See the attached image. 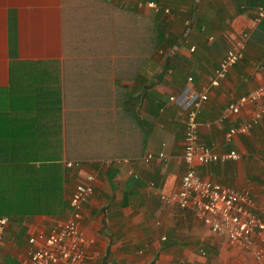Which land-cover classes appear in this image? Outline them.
<instances>
[{
	"label": "crops",
	"instance_id": "1",
	"mask_svg": "<svg viewBox=\"0 0 264 264\" xmlns=\"http://www.w3.org/2000/svg\"><path fill=\"white\" fill-rule=\"evenodd\" d=\"M236 6L233 0H0V167L16 170L10 179L18 182L31 180L29 171L41 176L46 165H59L66 201L82 175L93 178L80 207L84 264L252 263L210 235L191 211L157 197L176 192L184 172L187 96L201 92L244 34L241 60L207 90L195 114L198 143L234 150L238 159L196 174L246 189L264 222V116L230 144L222 141L226 128L255 110L216 122L227 103L264 83V16L256 23L255 11L239 13ZM7 219L0 264H20L26 239L48 233L56 221L38 214Z\"/></svg>",
	"mask_w": 264,
	"mask_h": 264
},
{
	"label": "built area",
	"instance_id": "2",
	"mask_svg": "<svg viewBox=\"0 0 264 264\" xmlns=\"http://www.w3.org/2000/svg\"><path fill=\"white\" fill-rule=\"evenodd\" d=\"M263 16L264 5L256 9L254 21L257 23ZM244 38L245 35L241 34L231 43L201 92L190 93L187 96L180 152L184 172L179 179L176 192L169 195L158 194L157 197L167 206H173L181 211H191L210 235L221 237L228 246L249 254L251 264H264V222L255 214L246 189L209 183L196 174V169L201 166L223 164L238 159L234 150L217 152L213 145L206 147L198 143L195 114L200 104L206 100L207 90L214 89L228 70L241 60ZM243 109L255 111L248 120L235 127L226 128L222 136L225 144H230L235 136L247 135L264 116V83L256 85L251 91L227 103L216 122L220 124L233 119ZM157 157L160 158L161 155L158 154ZM145 159H149V156ZM77 166V162L64 163L65 168ZM92 183L91 176L86 174L80 177L67 198L66 216L55 221L48 233H36L26 239V256L20 264H84L88 256L86 241L81 235L80 207L91 196ZM7 224L6 217L0 218V239Z\"/></svg>",
	"mask_w": 264,
	"mask_h": 264
},
{
	"label": "trees",
	"instance_id": "3",
	"mask_svg": "<svg viewBox=\"0 0 264 264\" xmlns=\"http://www.w3.org/2000/svg\"><path fill=\"white\" fill-rule=\"evenodd\" d=\"M238 3L235 11H256L264 0H233ZM40 176L39 170L29 171L31 180L18 182L11 178L16 170L0 167V218H25L34 214L46 215L59 221L66 216L67 201L63 194V174L59 165H46ZM41 171V170H40ZM27 173V171H26ZM35 176V177H34Z\"/></svg>",
	"mask_w": 264,
	"mask_h": 264
}]
</instances>
